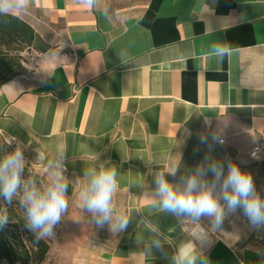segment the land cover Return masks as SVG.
<instances>
[{
	"label": "crops",
	"instance_id": "0c3cea01",
	"mask_svg": "<svg viewBox=\"0 0 264 264\" xmlns=\"http://www.w3.org/2000/svg\"><path fill=\"white\" fill-rule=\"evenodd\" d=\"M12 15L35 30L44 51L0 89V138L16 137L49 159L66 148L77 216L67 223L68 264H171L188 240L204 248L208 264H260L264 230L238 212L212 232L206 217L160 211L153 181L176 167L168 179L183 187L199 135L215 132L223 149L245 146L238 157L246 161L262 149L255 160L264 195V0H97L96 9L32 0L26 14ZM214 41L227 42L231 55L214 57ZM100 162L118 169L114 203L130 219L122 233L97 228L79 207L83 172ZM153 238L162 250L146 251Z\"/></svg>",
	"mask_w": 264,
	"mask_h": 264
},
{
	"label": "clouds",
	"instance_id": "9594fccd",
	"mask_svg": "<svg viewBox=\"0 0 264 264\" xmlns=\"http://www.w3.org/2000/svg\"><path fill=\"white\" fill-rule=\"evenodd\" d=\"M81 4L96 9L97 0H79ZM32 0H0V15L15 13L26 14L31 8ZM214 57L223 58L231 55L233 49L227 42L214 41L209 49ZM210 128L211 122L205 120ZM191 136V132L187 133ZM201 144H223L221 134L201 133ZM13 143L15 147L12 148ZM11 151L0 154V228L9 223V208L14 202L24 212L27 229L34 233L37 241L54 235L56 227L61 223L68 210V178L65 175L66 148H59L52 158L38 153L40 159L46 160L45 172L47 182L38 184L33 176L25 177L27 163L24 157L23 145L16 137L7 141ZM210 146V145H209ZM259 148L250 154L258 158ZM211 173L214 180L209 183L203 177ZM177 168L172 167L167 173L160 172L154 177L155 196L158 198L160 211L177 217H187L198 222L201 218L210 220L212 232L222 230L225 218L238 211L247 219L252 230H264V195H261L249 171L231 158L224 162L206 155L204 162L197 165L195 171L182 177L183 187L172 183L168 177H175ZM118 169L111 162H100L83 172L77 198L79 207L86 212L91 222L97 228L106 225L112 233H122L127 230L129 217L122 211H117L114 196L118 188ZM219 185L220 191L216 188ZM150 231L158 234L157 228ZM200 239L204 242L210 239V233H205ZM162 242L153 238L146 251L152 248L162 250ZM264 264V250L256 253ZM171 264H208L204 248L197 247L192 240L181 243L171 256Z\"/></svg>",
	"mask_w": 264,
	"mask_h": 264
},
{
	"label": "trees",
	"instance_id": "16d2710c",
	"mask_svg": "<svg viewBox=\"0 0 264 264\" xmlns=\"http://www.w3.org/2000/svg\"><path fill=\"white\" fill-rule=\"evenodd\" d=\"M35 47L44 51L40 38L27 22L14 15H0V89L27 73L22 53ZM5 146L0 142V154ZM8 211L9 223L0 228V264H47L51 241L36 240L25 226L23 209L16 202Z\"/></svg>",
	"mask_w": 264,
	"mask_h": 264
},
{
	"label": "rangeland",
	"instance_id": "374dc122",
	"mask_svg": "<svg viewBox=\"0 0 264 264\" xmlns=\"http://www.w3.org/2000/svg\"><path fill=\"white\" fill-rule=\"evenodd\" d=\"M41 53L42 51L40 50L39 47L29 48L22 53L23 63L27 71H28L27 67H29L30 69L31 68L34 69L36 67V63L40 59ZM0 142L1 144L5 143L6 145L4 148L5 151H11L12 148L15 147L14 145H12V148H10L7 145V142L1 138H0ZM223 148H225V144H220V147H217L216 150H214L213 144L210 146L203 144L199 152L197 151L195 153L194 157L189 163L190 167H188V169L186 170L187 171L186 177L191 175L195 171L197 165L204 162V158L206 155H209L213 159L219 160L221 162H224L226 158H231L232 160L239 163L242 169L249 171L252 174L254 181H255L256 188L258 190V184L256 181V167H257L256 160L253 159L251 155L250 157L252 158V160H249V161H246L238 157L240 153V149L245 148V146L243 145L238 146V148L232 152L227 149H223ZM23 152H24L26 163H27V167L25 169V177L33 176L37 179L38 184L46 183L47 174L44 170L45 163L43 162L42 159L38 157V153L28 148H24ZM233 152H237V153L235 154ZM206 180L209 182H212L214 180L213 175L211 174L209 178H207ZM216 191L217 193H219L220 190H216ZM238 218H239V221L244 223L245 217L239 211H238ZM76 219H77L76 212L72 208L68 200V210L64 214L61 223L56 227L54 231V235L51 237H47V239H49L52 243L51 252H50V256H49V260L47 264H68L70 260L69 256H66V254H63L66 247L70 245L68 241V237L71 234L70 233L71 230L69 229V224L67 223H70L73 220L76 221Z\"/></svg>",
	"mask_w": 264,
	"mask_h": 264
},
{
	"label": "built area",
	"instance_id": "2783aa9c",
	"mask_svg": "<svg viewBox=\"0 0 264 264\" xmlns=\"http://www.w3.org/2000/svg\"><path fill=\"white\" fill-rule=\"evenodd\" d=\"M257 148H259V147H257ZM256 149V148H255ZM261 152H262V149L261 148H259V152H258V156L261 154ZM252 157V156H251ZM254 159V158H253Z\"/></svg>",
	"mask_w": 264,
	"mask_h": 264
}]
</instances>
